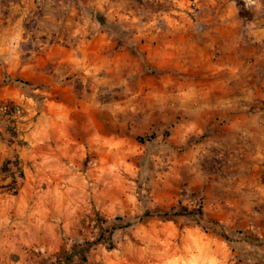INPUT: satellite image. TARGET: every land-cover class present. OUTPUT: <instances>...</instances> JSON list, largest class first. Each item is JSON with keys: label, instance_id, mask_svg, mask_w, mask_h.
<instances>
[{"label": "rangeland", "instance_id": "obj_1", "mask_svg": "<svg viewBox=\"0 0 264 264\" xmlns=\"http://www.w3.org/2000/svg\"><path fill=\"white\" fill-rule=\"evenodd\" d=\"M249 114L264 123V0H0V145L14 152L0 194H23L49 116L82 146L90 192L51 249L23 246L16 205L2 209L0 264H54L96 238L97 217L132 227L85 264H264V149L229 130ZM198 206L201 219L138 222Z\"/></svg>", "mask_w": 264, "mask_h": 264}, {"label": "crops", "instance_id": "obj_2", "mask_svg": "<svg viewBox=\"0 0 264 264\" xmlns=\"http://www.w3.org/2000/svg\"><path fill=\"white\" fill-rule=\"evenodd\" d=\"M57 119L43 118L30 133V176L22 188L23 194L15 203H10L7 194H0V212L8 205H16V229L22 245L28 248L58 247L64 234L81 228L90 202L89 178L82 174V146L74 135L56 129ZM229 130L246 140L248 147L264 149V123L260 116L235 117ZM13 154V148L0 145V166ZM8 249L11 251L12 246Z\"/></svg>", "mask_w": 264, "mask_h": 264}, {"label": "trees", "instance_id": "obj_3", "mask_svg": "<svg viewBox=\"0 0 264 264\" xmlns=\"http://www.w3.org/2000/svg\"><path fill=\"white\" fill-rule=\"evenodd\" d=\"M98 22L106 26L105 22L102 18L99 17ZM152 137L150 138V140ZM138 142L142 143L143 139H138ZM188 213L191 216H196V218L201 219L203 217V212L201 206H198L196 211L189 212L187 209L184 208H170L167 210H154V211H146L143 215V217L138 221L139 223L147 221V220H160L163 222H177L180 218H183L185 214ZM118 224H123L124 230H129L132 227L131 223H127L122 218H115L113 220H107L101 217L96 218V227L99 230L98 235L95 239L92 241H87L82 244H76L73 246L72 250L70 252H65L62 254L59 259L54 264H75V263H81L85 264L87 263V254L89 251L95 249L98 246H103L107 250H113L115 248V245L112 241V235L117 230ZM197 226H200V224H197ZM122 228V227H121ZM202 230L204 232H208L209 229L202 227ZM214 235H217L224 240L231 242L232 239H229L227 235H224V233L212 231ZM233 242V241H232ZM260 242H264V239Z\"/></svg>", "mask_w": 264, "mask_h": 264}]
</instances>
